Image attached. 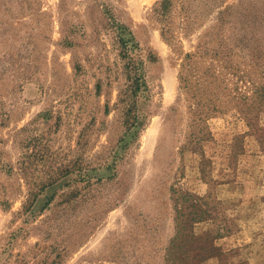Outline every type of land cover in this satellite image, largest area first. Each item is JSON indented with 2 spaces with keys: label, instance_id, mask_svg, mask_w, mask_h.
Segmentation results:
<instances>
[{
  "label": "rangeland",
  "instance_id": "1",
  "mask_svg": "<svg viewBox=\"0 0 264 264\" xmlns=\"http://www.w3.org/2000/svg\"><path fill=\"white\" fill-rule=\"evenodd\" d=\"M162 1L0 0V264H264V0Z\"/></svg>",
  "mask_w": 264,
  "mask_h": 264
},
{
  "label": "trees",
  "instance_id": "2",
  "mask_svg": "<svg viewBox=\"0 0 264 264\" xmlns=\"http://www.w3.org/2000/svg\"><path fill=\"white\" fill-rule=\"evenodd\" d=\"M170 2L171 0H163L162 3L160 4V9H161V12H168L169 8H170ZM131 62H134L133 60H131ZM135 64V63H134ZM140 69H137V71L135 72V75H134V80L136 81V83L138 84L137 85V88L138 90L141 88V77H140V72H139Z\"/></svg>",
  "mask_w": 264,
  "mask_h": 264
}]
</instances>
